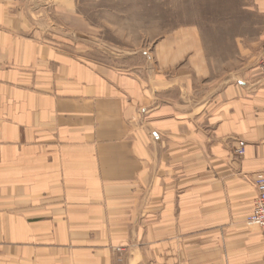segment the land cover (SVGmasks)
<instances>
[{
    "label": "crops",
    "instance_id": "1",
    "mask_svg": "<svg viewBox=\"0 0 264 264\" xmlns=\"http://www.w3.org/2000/svg\"><path fill=\"white\" fill-rule=\"evenodd\" d=\"M245 9L225 72L194 33L132 72L79 55L74 0H0V264H264V0Z\"/></svg>",
    "mask_w": 264,
    "mask_h": 264
},
{
    "label": "rangeland",
    "instance_id": "2",
    "mask_svg": "<svg viewBox=\"0 0 264 264\" xmlns=\"http://www.w3.org/2000/svg\"><path fill=\"white\" fill-rule=\"evenodd\" d=\"M88 26L74 29L79 55L123 70L151 71L152 52L175 35L194 33L202 39L217 73L232 55V38L254 19L250 0H74ZM75 37V36H74Z\"/></svg>",
    "mask_w": 264,
    "mask_h": 264
},
{
    "label": "built area",
    "instance_id": "3",
    "mask_svg": "<svg viewBox=\"0 0 264 264\" xmlns=\"http://www.w3.org/2000/svg\"><path fill=\"white\" fill-rule=\"evenodd\" d=\"M259 72L264 78V54L261 56L258 63ZM235 154L238 157H243L245 154V143L243 141L237 142ZM256 197L254 200L253 210L247 219V224L257 226L262 236L264 237V176L258 175L255 179Z\"/></svg>",
    "mask_w": 264,
    "mask_h": 264
}]
</instances>
